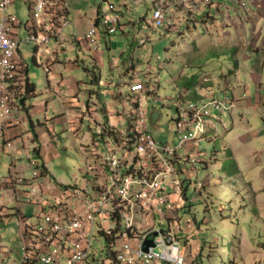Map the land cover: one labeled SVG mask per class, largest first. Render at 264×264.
<instances>
[{
    "label": "rangeland",
    "instance_id": "obj_1",
    "mask_svg": "<svg viewBox=\"0 0 264 264\" xmlns=\"http://www.w3.org/2000/svg\"><path fill=\"white\" fill-rule=\"evenodd\" d=\"M94 1L100 3L104 0H75L72 10L74 25L67 29L66 36L77 29L81 36L88 32L89 20H96ZM109 1L120 3L119 0ZM127 2L123 25L131 24L125 26V33L120 28L111 36V46L108 43L107 47L106 39L103 38L100 51L89 52L69 41L60 51L61 60L67 65H73L72 61L79 56L89 67L91 58H96L101 66L103 79L110 81L112 91L122 93L125 99H136L131 85L137 80L147 77V80L157 82L160 85L157 91L158 101L148 98V112L156 111L160 116L152 126V132L157 140L173 146L179 143L173 123L178 117L177 106L182 101H190L189 98L186 99L183 89L174 84V80H191L193 85L199 86L197 90L200 95L209 91L210 94H220L221 98L228 95L235 102L233 108L224 112L221 121L214 120V129H207L206 140L198 148L201 153L200 162L193 157L191 160L194 162L184 161L180 179L188 189L192 211L187 215L181 212L180 237L187 247L188 264H264V139H252L248 142L245 139L250 137L248 134L252 132V127L259 132L263 130L262 121L253 112L250 116L245 114L243 118L238 111L233 113L237 109L234 98L239 100L240 95L255 93L256 86L251 87L248 79L250 71L255 67L256 57L252 55V59L249 58L251 50L242 47L234 29H223L230 32L229 35L222 32L209 16L193 15L188 20L189 17L185 14L187 11L184 10L175 15L179 22L177 28L158 29L151 24L153 12L150 5H139L133 0ZM15 5L16 9L10 12L15 13L23 24L28 23V6L21 1ZM100 27L105 29L103 22ZM20 50L22 59L29 66V78L40 94L38 100L49 104L50 111L33 116V120L35 124L39 121L42 124L51 121L53 125L52 135L38 129L39 132H44L39 145L52 173L48 180H39H47V183L56 187V182L67 186H74L78 182L84 187L88 186L89 181L84 176L91 174L88 167L95 162L89 152L93 142L87 151L75 132L69 130L66 122H56L67 106L64 104L65 95L57 90L60 89L57 82L55 91L48 90V77L50 79L51 75H47L41 64L47 63L51 54L45 52L46 54L38 57L35 54V44H23ZM260 60L264 66V56ZM34 61L41 66H36ZM127 71H136L139 78L132 80L127 76ZM58 72V77L69 76L70 79L84 83L90 81L82 63L63 72L59 69ZM262 77L264 83V68ZM206 78L211 80L206 83ZM225 80L231 81V84H227ZM201 82L207 84L208 88L200 86ZM85 87L93 89V86ZM111 98L109 95L108 100ZM127 116L126 113V120ZM28 127L30 130L29 125ZM16 146L9 147L7 155L1 154V175L6 177L10 166L15 163L20 165L25 178L32 181L35 167L32 161H38L40 165L42 161L37 156L32 157V161L28 160L25 150H22L25 157L17 156L18 160L14 159L13 150ZM228 148L233 151L238 168L230 160ZM103 150L102 146L99 152ZM182 154L187 157L192 155V150L184 149ZM132 160L131 157L130 161ZM8 196L5 189L0 190V199H7ZM46 198L53 200L55 196L50 194ZM187 218L193 221L191 226L187 225ZM22 242L23 238L15 246L4 243V247L8 248L2 249L3 254L13 251L12 264L22 262ZM105 247L104 240L94 243V264H106ZM156 250L159 251L158 248ZM114 251H117V247Z\"/></svg>",
    "mask_w": 264,
    "mask_h": 264
},
{
    "label": "built area",
    "instance_id": "obj_2",
    "mask_svg": "<svg viewBox=\"0 0 264 264\" xmlns=\"http://www.w3.org/2000/svg\"><path fill=\"white\" fill-rule=\"evenodd\" d=\"M19 1L29 8L30 19L26 24L10 12ZM133 1L151 6V24L158 29L177 28L175 15L184 10L190 20V16L208 5L217 8L214 0ZM0 14L1 153L13 147L7 131L19 124L27 97V66L18 57L21 46L35 44L37 51L44 49L51 54L53 49L49 45L60 39L71 21L67 0H0ZM98 14L105 33L113 35L119 31L117 2L106 0L98 8ZM100 35L99 24L93 23L84 39L99 50ZM42 66L50 73L48 65ZM158 89L157 82L152 80H137L131 85L136 99L130 104L123 126L135 138L134 142L130 145L127 138L117 142L105 136L103 143L94 144L95 162L88 167L93 181L87 179L85 187L77 182L60 188L59 197L44 203L36 224L23 233L21 264H94V243L107 237L114 241L111 247H117L114 251L117 264H188L187 247L180 237L181 212L188 214L192 200L180 179L183 164L194 162L192 157L200 162L198 148L206 140L207 129L215 128L214 120L221 121L234 102L228 95L221 98L220 94L207 91L200 99L179 103L178 117L173 121L179 143L173 146L157 140L152 132L154 112H148V98L158 101ZM104 129V124H98L95 132L104 135ZM102 146L104 150L100 153ZM184 149L192 150V155L183 156ZM32 163L34 178H38L39 171ZM15 180L14 176L10 179ZM44 187L45 181L31 183L25 201L34 202L35 195ZM186 223L191 226L193 221L187 218ZM161 230L171 235L172 243L161 233L154 236ZM148 239H153L155 246L147 252L144 243ZM105 263L114 264L108 258Z\"/></svg>",
    "mask_w": 264,
    "mask_h": 264
},
{
    "label": "crops",
    "instance_id": "obj_3",
    "mask_svg": "<svg viewBox=\"0 0 264 264\" xmlns=\"http://www.w3.org/2000/svg\"><path fill=\"white\" fill-rule=\"evenodd\" d=\"M67 2L69 5V20L71 21V25L67 29H70L74 25L72 21V10L75 6V0H67ZM105 3L106 0L100 3L94 1L96 20H89L90 25L93 23H97L99 15L98 8L101 4ZM214 3L217 7L216 9L214 8V6L208 5L200 11H197L194 16H209L210 18H212L211 20L214 21L213 23H216L218 25L217 28H219L222 32H226V30H223L225 28L227 29V31H231V29H234L239 36L242 47L247 49L249 48L251 50V56L249 55V58L252 59V55L256 57L255 67L253 68V71H250V78L248 79V81H250L251 83V87H253L254 85L256 86V88L254 89L255 93L252 95L250 94L249 96L246 94L245 96L240 95L239 100L234 98V93L233 98L236 101L237 109H235L233 113L238 111L239 115L243 118L245 114H248L250 116L253 112L254 115L259 117L262 121L263 130L259 132L254 130V127H252V132L248 134V136L250 137H246L245 139L247 142L252 139H264V83L262 77L264 66L260 60V57L264 56V0H253V2H251L250 0H242L240 4H236L231 0H214ZM15 4L12 8H10V11L16 9ZM127 6V0H121L120 3L117 2V12L120 14L119 30L121 28V31L123 33H125V26L131 24L127 23L123 25L124 11L127 10ZM98 24L101 32V40L103 38L106 39V46L108 47V43H110L111 46L112 35H108L107 33H105V30H102L100 27L101 23ZM67 29L62 34L59 40H53L51 42L53 43V45L50 44V46L52 45L51 48L53 49V52L51 53V55H49L50 59H48V62L43 63L50 67V73H47L48 76L51 75L50 79L48 77V90L50 92L55 91L56 82L58 83L57 85L60 89L57 90L65 95L64 104L67 106V108L62 112L61 118L56 120V122H66L69 126V130L71 132H75L77 139L81 140L82 145L86 148L87 151L88 148L92 146L93 142V147L89 149V152H91L93 156L95 144L94 132L96 131L97 125L103 124L105 122H110L111 126L116 127L117 130L125 131L123 121L125 119L126 113L128 115V109L133 100L131 101L130 97H127L125 99L122 93L112 91V83L103 79L102 70L101 80L99 84H94L92 82L91 76L87 71L89 69H92L94 65H98L101 69V66L99 65V62L96 58H91L89 67L86 66L87 62L82 60L79 56H77V58L72 61L73 65H67L61 60L60 51H62L65 44L69 41L76 43L80 48L88 50L89 52L94 51L92 46L89 45L84 39L87 33L81 36L78 32V29L76 28L77 31L73 30L68 34V36H66V32L68 31ZM226 33L228 35L230 34V32ZM100 49L95 51H100ZM46 53L42 50H35V54L38 57H41L42 54ZM18 57L22 62H24V60L22 59L21 50H19L18 52ZM245 57L244 58L247 59L248 56L246 55ZM34 62L36 66L43 65H38L36 61ZM80 63H82L84 70L87 73V77L90 79L88 83L76 81L72 78L70 79L69 76L61 75V77H58V75H60V72H58L59 69L63 72L68 68L78 67ZM238 66L240 67L239 64ZM126 74L128 77L132 78V80L139 78L136 71H127ZM27 77L31 82L29 78V66H27ZM146 80L147 77L146 79H144V81ZM210 80L211 79L206 78L204 81L207 83ZM202 82L200 83V86L208 88L207 84L205 85ZM224 82H227V84H231V81L228 80H225ZM86 85L93 86V89L85 87ZM159 86L160 85H158V87ZM198 88L199 86L195 85V87H191V91H195L199 94L197 90ZM183 91L185 92L184 89ZM204 94H206V92H204ZM109 95L112 96L110 100H108ZM185 95H187L186 92ZM39 96L40 94L36 90V97L29 96L28 98H26L23 103L22 113L18 117L19 124L16 126H11L8 129L7 138L9 141L13 142V147L14 145H17L13 150L14 159L18 160L17 156L25 157L22 151L25 150L28 160L31 161L32 157L34 158L37 156V154L35 153V149H38L47 167L43 150L39 145L40 141L43 140L42 136L44 132L41 133L38 131V129H42L52 135L51 128L53 125H51V121H47L46 124H42L39 121L37 124H35L33 120V116L39 115L42 112L50 111L48 102L38 100ZM153 112L155 113L156 111ZM28 125L30 126V130ZM228 151L232 152L233 157L238 165V161L235 158L233 151L230 148H228ZM1 154L7 155L8 150L6 149L0 153V190L5 189L6 192L9 193V196L7 199H0V264H12L11 259L13 257V251L10 250L9 252L3 254L4 252H2V249L8 248L4 247V243L12 244L13 246H15L17 242H21L24 231L36 224L38 217H40V215L44 211V203L46 201H50V199H47L46 197L50 196V194L54 195L55 197H59L61 195L59 185L65 184L56 182L55 184H58L56 187V185L47 183L48 178L52 177V173L50 172L51 175L46 178L47 180L45 181L46 187H44L41 192L35 195L34 202L27 203L24 199L25 192L30 188L31 183H36L40 180H35L34 178L31 181L25 178L22 168H20V165H17L15 163L10 166L8 175L3 178L1 175ZM18 158L22 159L21 157ZM12 176L15 177V181H10Z\"/></svg>",
    "mask_w": 264,
    "mask_h": 264
},
{
    "label": "trees",
    "instance_id": "obj_4",
    "mask_svg": "<svg viewBox=\"0 0 264 264\" xmlns=\"http://www.w3.org/2000/svg\"><path fill=\"white\" fill-rule=\"evenodd\" d=\"M99 21L100 20L98 18L97 24L99 23ZM87 72L90 74L92 82L94 84H99V82L101 80V69H100V67L98 65H94L92 67V69H89ZM183 80L184 81H181L180 79H178V80L174 81V84L177 87L185 90V92L187 94V95H185L186 99L189 98L190 101L200 99L202 97L201 95H199L195 91H191L192 90L191 87H195V85H193L191 83V80H188V81H185L186 79H183ZM185 84H186V86H185ZM36 90H37L36 85L31 83L28 79V81H27V97L26 98H28L29 96H35L36 97ZM130 100L132 101L133 98L130 97ZM187 102H188V100H187ZM183 103H185V101H182L180 104H183ZM177 112H178V106H177ZM104 125H105V129H104L105 134L104 135H97L96 132H94V143H97V142L99 144H100V142L103 143V141H105V139H104L105 136H108L117 142L127 138L130 145L134 142L135 138L132 135H130L129 131L125 130L124 132H121V131L117 130L115 127L111 126L110 122H105ZM35 153L37 154V157L39 158V160L42 161V163H41L42 165H40V163L38 161L35 162L36 168L39 171V177L35 178V180L43 179V178L46 179L51 175V173H50L49 169L46 167L45 162L43 160V157L40 154V151L38 149H35ZM228 153L230 156V160L235 165V167L238 168L237 162L234 159L232 152L228 151ZM84 177L86 179H90V182L93 181L91 179V176L88 174H86ZM59 186H60V188L70 187L67 185H59ZM191 211H192V208H190V211L188 213H191ZM113 242L114 241L111 238H109V237L105 238L106 247L104 248V251H106L107 258L112 260L114 262V264H117L116 259H115L114 249L111 247Z\"/></svg>",
    "mask_w": 264,
    "mask_h": 264
},
{
    "label": "water",
    "instance_id": "obj_5",
    "mask_svg": "<svg viewBox=\"0 0 264 264\" xmlns=\"http://www.w3.org/2000/svg\"><path fill=\"white\" fill-rule=\"evenodd\" d=\"M159 117L160 116H159L158 112H155V113L152 114V120H153L154 124L157 123V121L159 120ZM159 233H161V234H163V235L168 237L167 241H168L169 244L172 243V237H171V235L168 234V232L166 230H161L160 232H155L154 236H158ZM154 246H155L154 240L153 239H148L144 243V250L148 252L150 247H154Z\"/></svg>",
    "mask_w": 264,
    "mask_h": 264
}]
</instances>
